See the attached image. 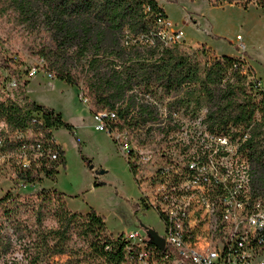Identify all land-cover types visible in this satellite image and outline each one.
I'll return each instance as SVG.
<instances>
[{"label":"trees","instance_id":"obj_1","mask_svg":"<svg viewBox=\"0 0 264 264\" xmlns=\"http://www.w3.org/2000/svg\"><path fill=\"white\" fill-rule=\"evenodd\" d=\"M207 1L215 7L264 10V0ZM5 17L31 34L44 35L38 56L46 72L68 86L83 84L92 114L118 110L125 120L122 129L157 120L155 107L128 96L135 89L162 99L171 96V106L192 118L204 112L210 132L230 139L251 163L252 193L264 200V90L256 78L249 82L255 75L242 57L213 58L204 45L193 50L181 43L166 45L159 21L165 19V26L168 15L158 0H0V19ZM0 63L21 80L16 61L0 54ZM131 110L136 113L128 119ZM34 115L43 122L33 123ZM0 118L12 129L41 132L45 147L58 153L56 161L20 172L17 180L33 186L43 179L55 181L67 160L53 133H74L73 125L28 98L24 105L0 102ZM48 219L54 226L46 225ZM110 235L105 217L93 208L87 214L72 212L58 189L0 197V264H57L55 259L63 256L70 264H119L123 245L107 249L114 243ZM75 236L83 247L70 246Z\"/></svg>","mask_w":264,"mask_h":264},{"label":"built area","instance_id":"obj_2","mask_svg":"<svg viewBox=\"0 0 264 264\" xmlns=\"http://www.w3.org/2000/svg\"><path fill=\"white\" fill-rule=\"evenodd\" d=\"M164 22L159 21L161 39L166 45L180 43L181 31L162 37ZM2 70L0 102L24 105L28 96L19 88L21 80ZM132 94L139 104L155 107L156 121L122 129L125 120L118 110L102 111L92 114L95 130L110 136L125 158L140 191L138 212L157 213L161 228L169 225L170 233L139 225L136 231L112 233L114 243L107 249L123 245L119 264H264V200L252 193L251 163L231 142L228 151L212 149V140L221 139L210 132L204 112L192 118L171 106V96L162 99L138 89ZM82 99L86 104L88 99ZM135 113L131 110L128 119ZM37 121L42 117L34 115L32 122ZM45 143L41 132L12 129L0 118V182L23 185L18 173L56 161L58 153ZM152 230L164 249L152 242Z\"/></svg>","mask_w":264,"mask_h":264},{"label":"rangeland","instance_id":"obj_3","mask_svg":"<svg viewBox=\"0 0 264 264\" xmlns=\"http://www.w3.org/2000/svg\"><path fill=\"white\" fill-rule=\"evenodd\" d=\"M158 2L168 14L167 37L181 31L183 35L179 41L185 48L200 49L204 45L211 50L209 55L213 58L225 55L242 57L255 75L249 78V82L256 78L264 89V10L256 5L250 6L249 10L228 4L215 7L207 0ZM43 38L44 35L31 34L23 26L17 25L12 18L0 19V54L19 64V88H25L24 92L30 101V92H34L32 98L37 102L57 108L68 121L76 123L80 127V134L75 137L83 142L81 147L84 157L91 160L88 158L85 163L79 153L77 139L69 137L65 129H60L57 136L66 143V170L55 181L43 179L42 184L34 186L15 181L0 182V197L11 191L25 197L38 194L43 188H55L70 200L69 209L72 212L93 208L106 215L109 230L126 228V231H136L140 227L135 226V222L141 220L144 228H155L162 233L159 217L152 210L145 215H136L132 210L128 213V202L140 196L128 164L111 137L103 132L97 133L93 128L91 111L84 106L82 99V96L85 97L83 84L72 87L58 78L51 79L48 76L44 60L38 56ZM30 72L34 73L33 76H29ZM4 74L0 63V77L4 78ZM101 171L104 173L102 177ZM94 176L99 177L98 183L103 185L93 190V184L97 185ZM117 216H122L126 223L119 224ZM46 225L54 226L52 219H48ZM82 244L75 236L70 246L81 248ZM66 261V256L55 259L57 264H70Z\"/></svg>","mask_w":264,"mask_h":264},{"label":"crops","instance_id":"obj_4","mask_svg":"<svg viewBox=\"0 0 264 264\" xmlns=\"http://www.w3.org/2000/svg\"><path fill=\"white\" fill-rule=\"evenodd\" d=\"M167 13V12H166ZM168 15V14H167ZM169 19V18H168ZM33 93L34 92H30V99H31V101L32 102H34V103H37L38 105H42V106H45V107H49V108H51V109H54V110H56L58 113H60L61 114V111L60 110H58L57 108H54V107H52V106H47V105H45L44 103H42V102H37V100L36 99H33L32 98V96H33ZM84 106H87L88 107V109H89V111H90V108H89V106L87 105V103L86 104H84ZM90 114L92 115V113L90 112ZM62 117H63V115H62ZM63 120H64V122H66V123H68V124H72L73 125V127H74V133H70L68 130H66L67 131V135L69 136V137H74V138H76L75 137V134L76 135H79L80 134V132H79V130H80V127L76 124V123H74V122H70V121H68L67 120V118H65V117H63ZM93 121V120H92ZM93 128L95 129V127H94V123H93ZM60 130V129H59ZM58 131V130H57ZM57 131L55 132V134H54V137L57 139V141L60 143V145L63 147V149H64V151H65V140L64 139H62V138H59L58 136H57ZM96 131V130H95ZM97 132V131H96ZM98 133V132H97ZM77 139V141H78V143H79V146H78V149L80 150L81 149V155H83V156H85L84 155V153H83V151H82V147H81V144L83 143L81 140H80V138L79 137H77L76 138ZM66 153V152H65ZM86 158V157H85ZM89 158V157H88ZM87 158V159H88ZM90 159V158H89ZM66 160H67V153H66ZM91 160V159H90ZM86 163V162H85ZM60 169V172H59V174L62 172V171H65L66 170V167L65 168H59ZM91 171H92V169H91ZM129 171H130V173H131V170H130V168H129ZM58 174V175H59ZM132 174V173H131ZM57 175V176H58ZM94 175V174H93ZM100 177H102L103 175H104V173L101 171V173H100ZM95 177V176H94ZM96 179V180H95ZM94 180L97 182V184L98 185H96V186H94V184H93V190L97 187V186H102L103 185V183H98V182H100V179H99V177H95L94 178ZM138 201H139V197H136V198H134V199H132V201L131 202H128V205H129V207H130V209L128 208V213L130 214V210H132L133 212H134V214H136V215H138V214H142V213H139L138 212ZM67 203H68V207L69 206H71V202H70V200H67ZM90 209L91 208H89V209H87V210H85V211H83V212H80V213H82V214H87V213H89V211H90ZM78 212V211H77ZM99 215H101V216H103V217H105V222H106V225H107V230L110 232V233H121L122 231H126V230H128V229H126V228H116V229H114V230H109V228H108V221H107V218H106V215H102V213H98ZM117 219H118V221L120 222L119 224H125L126 223V221L124 220V218L122 217V216H117L116 217ZM131 220H132V218H131ZM140 221V222H139ZM139 221H136L135 222V226H139V225H143L142 224V222H141V220H139Z\"/></svg>","mask_w":264,"mask_h":264},{"label":"bare ground","instance_id":"obj_5","mask_svg":"<svg viewBox=\"0 0 264 264\" xmlns=\"http://www.w3.org/2000/svg\"><path fill=\"white\" fill-rule=\"evenodd\" d=\"M167 22L165 23V31L163 33L164 37H167V30H166L167 29ZM220 139L223 142L221 140H212V149L218 150V151H228L226 143L230 142V139H228V138L226 139L223 137H220ZM231 146H232L233 150H238L237 147H235V145H233L232 143H231ZM162 228H163V234L170 233L169 225L168 226H162Z\"/></svg>","mask_w":264,"mask_h":264},{"label":"water","instance_id":"obj_6","mask_svg":"<svg viewBox=\"0 0 264 264\" xmlns=\"http://www.w3.org/2000/svg\"><path fill=\"white\" fill-rule=\"evenodd\" d=\"M151 238H152V242L154 244H157L161 249H164L165 244L164 241L158 237V235L156 234V232H154L153 230L149 232Z\"/></svg>","mask_w":264,"mask_h":264}]
</instances>
